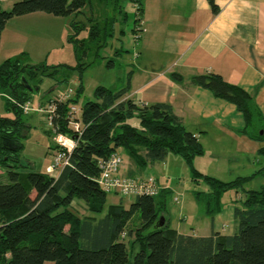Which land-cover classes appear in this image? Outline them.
Segmentation results:
<instances>
[{"label": "trees", "instance_id": "1", "mask_svg": "<svg viewBox=\"0 0 264 264\" xmlns=\"http://www.w3.org/2000/svg\"><path fill=\"white\" fill-rule=\"evenodd\" d=\"M85 4V0H18L9 10L0 8V35L11 19L33 13L76 16ZM209 4L212 13L217 14L215 3L209 0ZM139 12L137 4V17ZM69 26L74 30L69 41L75 43V49L83 56L94 46L103 47L105 38L112 36V29L95 23L88 38L79 40L84 27L75 18ZM137 32L133 28V33ZM113 65L110 62L109 66ZM79 69L82 72L84 66ZM47 71L46 66H21L18 60L7 59L0 64V91L9 93L17 104L29 102L34 89L32 82L42 83V77L56 72L55 68L46 74ZM171 77L181 79L177 74ZM192 84L234 105L243 115L246 136L264 142V119L249 94L215 74L194 76ZM128 91L129 78L119 90L97 87L93 100L79 106L75 118L81 127L78 138L68 122L71 107L79 104L82 85L76 86L72 97L63 102L49 100L55 106L52 119L55 133L76 139L70 166L56 177L18 172L23 112L18 105L6 101L7 110L13 111L15 117L0 115V170L8 178V183H0V264H264V186L258 190L243 189L246 182L264 169L229 182L198 171L193 161L204 155L202 145L185 129L171 107L163 103L140 105L125 98ZM133 118L138 120V127L128 123ZM2 140L12 141L19 150L16 153L5 150ZM120 149L139 169L162 163L170 154L179 157L189 168L194 186H206L205 191L194 190L193 197L203 204L210 218L222 211V197L227 191H242L243 199L233 210L235 233L208 237L179 234L166 221L167 191L161 188L156 196H136L126 205H109L104 212L109 194L97 183L99 163L118 154ZM258 154L264 157V147ZM75 204L83 206L85 216L74 211ZM136 215L138 223L128 228ZM160 217L164 218L161 227L157 225ZM134 247L138 250L130 263L129 249L132 251Z\"/></svg>", "mask_w": 264, "mask_h": 264}, {"label": "crops", "instance_id": "2", "mask_svg": "<svg viewBox=\"0 0 264 264\" xmlns=\"http://www.w3.org/2000/svg\"><path fill=\"white\" fill-rule=\"evenodd\" d=\"M212 1L218 7L217 14L212 13L209 0H138L140 12L133 28L138 31L135 34L138 38L135 58L139 62L131 65L133 68L127 73L129 91L125 98L140 105H169L185 129L194 134L202 145L204 155L194 159L195 168L220 181L229 182L264 169V157L258 154L264 142L246 136L243 115L234 105L193 85L192 78L204 74L220 76L225 82L249 94L264 119V0ZM13 2L0 0V8L9 10ZM56 19L44 13H33L8 21L0 35V57L4 61L14 60L20 55L28 56V49L45 48V38L56 34L53 27ZM20 44L22 47L18 49ZM17 50L21 54L16 53ZM172 74L179 75L180 81L171 77ZM30 96L33 97V93ZM7 100L12 101L10 95L0 91L1 116L2 111H8ZM49 100L40 101L39 111L47 108ZM45 133L52 134L48 124ZM50 138V146L55 145L53 136ZM165 160L148 165L155 167ZM139 171L127 159L123 160L119 174L134 177ZM263 177L264 171L246 183ZM262 186L264 181L258 182V189ZM111 196L110 205L129 203L117 195ZM200 204L202 213L207 216L203 204ZM233 210L234 205L222 208L213 218L207 216L211 220L210 233H193L190 236L234 234L236 223ZM165 216L172 228L170 216L166 213ZM188 216L186 212L181 221ZM222 220L220 227L215 226V222ZM229 227L231 231L227 232ZM174 230L182 234L178 229Z\"/></svg>", "mask_w": 264, "mask_h": 264}, {"label": "rangeland", "instance_id": "3", "mask_svg": "<svg viewBox=\"0 0 264 264\" xmlns=\"http://www.w3.org/2000/svg\"><path fill=\"white\" fill-rule=\"evenodd\" d=\"M85 1L86 4L79 15L66 18L55 17L58 18L53 24L56 34L45 38L47 48L41 50L28 49V56L26 54L20 55V50L16 52L20 53L18 54L20 56L14 60H18L21 66H46L48 67L46 74L51 72L53 68L56 70L52 76L42 77V83L32 82L34 96L29 101L32 109L30 112L21 115L24 127L19 141L22 149L17 153V157L21 161L18 172L22 174L42 173L51 177L58 174L57 172H50L48 169L51 159L50 153L55 149H49L52 144L50 137L53 136V133H50V137L45 133L47 120L46 115L39 111L41 100H54L57 92L74 94L75 87L81 84L83 93L79 104L74 106L78 111L79 106L84 102L93 100V93L97 87L103 86L115 90L123 88L126 85L127 73L133 68L131 65L135 66L139 62L135 58V53L138 50L137 39L133 33V27L137 23V2L133 0H120L116 3L107 0ZM73 18L80 26L84 27L79 32L77 38L79 40L88 38L89 29L95 23L100 24L101 27L106 25L108 29H112V36L106 37V42L105 40L102 41L101 44L105 42L103 47L96 49V46H94L86 56H83L75 49V43L69 41V38L71 36L73 38L74 35V30L69 26ZM21 47L20 44L17 48L20 49ZM118 52L120 54L116 55ZM3 61V57H0V64ZM110 62H113L114 65L109 66ZM81 65L84 66L82 72L79 69ZM35 85L39 86V89ZM10 98L12 97L10 96ZM10 102L17 104L14 98ZM50 104L48 103L46 107ZM2 113L4 117H15L11 110L2 111ZM75 116H78V112H75ZM128 123L134 127L139 126V122L135 118L129 120ZM118 154L122 161L128 159L123 150H118ZM168 156L163 164H158L159 166L155 167L146 165L140 169L137 176L132 178L139 181L153 176L155 179L157 178L160 185L167 188L164 211L171 218L172 228L178 229L180 233L186 235L193 233L197 235L209 234L211 220L202 213L201 204L193 199V191H204L206 186L201 184L195 187L190 178V170L185 163L175 155L170 154ZM166 166L167 168H165ZM261 181H264V177L246 183L243 189H258V182ZM0 183H8L7 175L3 170H0ZM111 197V195L106 196L104 212L112 203ZM175 198L179 199V203L174 202ZM242 199V191L238 193L235 190L227 191L222 197L223 210L229 206H239ZM73 209L80 216L86 215L81 205H74ZM186 212L189 216L182 222L181 216L185 215ZM137 219L138 215L134 216V219L129 222L128 228L135 227L138 223ZM223 221L215 222V226L220 227ZM227 225H230V223ZM226 231L230 232V227ZM137 250V247H134L132 251L129 249L130 263ZM44 264L52 263L46 262Z\"/></svg>", "mask_w": 264, "mask_h": 264}, {"label": "built area", "instance_id": "4", "mask_svg": "<svg viewBox=\"0 0 264 264\" xmlns=\"http://www.w3.org/2000/svg\"><path fill=\"white\" fill-rule=\"evenodd\" d=\"M70 92H57L55 100L63 102L72 97ZM23 113L30 112V102L24 104H16ZM46 115L48 127L53 133V140L56 149L51 154L48 169L50 172L59 173L64 167L70 166V155L76 146V139L65 134H57L52 126V119L55 114V106L51 103L46 109L40 110ZM75 112H79L72 106L69 112L68 127L77 134V138L81 135L80 124L75 120ZM122 163L120 156L117 153L112 154L107 160L99 163L100 176L97 183L102 190L109 195H117L120 198L129 201L136 196H156L160 187L156 183L153 176H149L144 180H134L122 177L119 175V168ZM175 203L179 202L175 198Z\"/></svg>", "mask_w": 264, "mask_h": 264}, {"label": "water", "instance_id": "5", "mask_svg": "<svg viewBox=\"0 0 264 264\" xmlns=\"http://www.w3.org/2000/svg\"><path fill=\"white\" fill-rule=\"evenodd\" d=\"M27 88H29V87H27ZM1 145L5 150L12 152V153H16L19 150V147L16 144H14L12 141L2 140ZM6 159L7 158H5V160ZM163 223H164V219L162 217H160L157 225L159 227H161L163 225Z\"/></svg>", "mask_w": 264, "mask_h": 264}]
</instances>
